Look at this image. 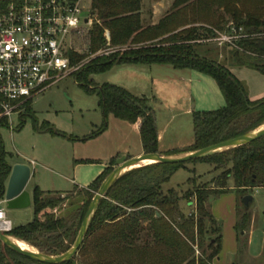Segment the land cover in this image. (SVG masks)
I'll list each match as a JSON object with an SVG mask.
<instances>
[{
    "label": "trees",
    "instance_id": "16d2710c",
    "mask_svg": "<svg viewBox=\"0 0 264 264\" xmlns=\"http://www.w3.org/2000/svg\"><path fill=\"white\" fill-rule=\"evenodd\" d=\"M143 1L91 2L90 13L95 19L89 29L90 52L123 45L129 49L98 56L82 66L76 76L75 80L81 89L97 96L98 108L103 113L98 130L89 137H96L106 130L109 115L130 124L139 120L144 154L158 153L156 114L149 103L150 99L131 95L118 85H97L91 79L92 75L104 72L114 64H169L176 69L199 71L216 82L225 105L213 111L193 112V144L168 155L216 145L260 126L264 122V98L249 100L240 81L226 65L217 62L219 48L216 43L207 45L195 41L212 37L216 30L228 31L226 26L229 24L230 28L236 30L242 28L244 36L233 42L228 54L231 64L263 75L264 0H259V5L255 7L250 6L249 0H174L173 11L169 15L155 25L146 26L143 25L140 13ZM219 8L224 10L227 20H224V14L215 15ZM208 12L212 16L207 17ZM196 15L198 19H195ZM198 22L196 26L191 25ZM186 25L189 26L176 31L180 26ZM105 30L109 31L108 44L104 37ZM69 58L70 64L78 65L82 56L70 51ZM90 84H93L92 88ZM30 110L27 105L20 119L30 114ZM1 126H7L5 119L0 120V128ZM6 155L8 153L4 150L0 137V199L4 195L11 172L10 165L5 162ZM225 155L229 157H224ZM116 159L117 157L111 158L109 165L95 180L78 190L76 195L85 200L81 206L71 208L67 215H56L51 211L72 199L73 190L62 194L56 191L45 192L35 187L31 193L33 220L12 227L7 234L44 254L56 255L69 250L90 201L104 177L113 170ZM188 162L207 163L212 164L215 169L222 168L224 171L220 180L215 183L216 188L193 187V191L184 196H180L172 188L163 192V185L174 172L185 168L187 162L167 165L152 163L134 168L120 176L105 193L82 246L73 258L63 264H77L76 256L83 253L88 245L95 254L94 258H88L89 264H212L221 250L222 226L210 213L208 200L228 191L229 181L231 190L242 196L248 195L254 188H264V137L229 151ZM151 170L160 172L150 178L146 175ZM184 184L193 185L192 177ZM180 200H194V210L189 214H182L178 209ZM236 208L234 225L238 249L239 233L249 228L250 215L242 204L241 208L239 205ZM156 212L160 216H156ZM194 247L201 250L200 257H194ZM0 264L46 263L33 261L0 242Z\"/></svg>",
    "mask_w": 264,
    "mask_h": 264
},
{
    "label": "rangeland",
    "instance_id": "374dc122",
    "mask_svg": "<svg viewBox=\"0 0 264 264\" xmlns=\"http://www.w3.org/2000/svg\"><path fill=\"white\" fill-rule=\"evenodd\" d=\"M168 1V10H171L169 6L173 0ZM258 1L249 0V4L255 7ZM91 2L92 0H84L82 3L83 17L89 15ZM146 3L145 13L149 11L148 7L151 1ZM216 10L215 15L224 14V10L221 8ZM208 13L207 17L212 16L210 12ZM223 17L224 20L228 18L225 14ZM187 18H189V15H187ZM94 19L95 17L91 15V25L82 26L79 32H76L72 37L71 47L76 54L82 56L78 67L66 72L49 89L35 96L30 114H26L23 119H20L18 115H13L11 118L13 122L12 130L8 126H1L0 128L2 145L8 153L5 156V162L11 168V164L15 165V163L25 164L30 168L31 177L27 189L32 188L33 190L38 187L45 192H68L73 190L72 199L60 204L59 207H55L51 211L61 216L69 214L71 208L82 205L85 199L76 195L80 190L79 187L89 185L101 173L104 167L103 161L110 150H116L117 148L122 150L126 144L132 150L134 148V138L129 137L128 143L124 145L118 139V129H115L114 125L111 124H107L104 133L96 137H89L98 130L102 114L98 108L97 96L87 94L77 85L75 79L82 66L98 56L104 55V49L92 53L88 47L89 29L92 27ZM195 19H198L197 15ZM199 21L202 20L199 19ZM146 23H144V26ZM198 24L199 22L196 25ZM227 26L226 29H228ZM105 32L109 33L108 30H105ZM203 40L204 38H201L195 42L207 45L213 44L203 42ZM218 48L217 62L230 66L229 71L240 81L249 100L263 99L264 74L261 75L252 69L231 64L232 60L228 55L231 45H218ZM128 49V46L123 45L122 47L111 48V52L114 54ZM99 78V76H91L93 81L97 80L98 82ZM90 85L92 88L93 84ZM261 125H264V122ZM224 157L229 156L225 155ZM31 162L35 163V166ZM191 170H194V172L192 173ZM223 171L222 168L215 169L212 164L187 162L185 168L178 169L171 175L170 180L163 185V192L168 188H172L180 196H184L192 192L193 187L216 188L215 183L220 180ZM159 172V170H151L146 176L151 178ZM190 177H192L194 184H184ZM229 184H231V181L228 182V186ZM75 185L79 187H75ZM248 195L253 197L248 207L250 226L245 232H242L244 235L241 232L239 233V244L235 255L232 253L226 254L227 258L226 256L224 258L226 262L229 261L234 264H264V188H254L250 190ZM243 197L241 193L236 191H225V193L211 197L207 204L211 206L216 203V207L219 205L224 208L232 199L241 208ZM186 201L180 200L178 203V209L184 215L194 210V207L191 208V203ZM192 201L194 203V200ZM4 211L13 227L29 223L34 217L31 206L19 210H9L4 205ZM220 225L223 229L222 222H220ZM228 235L229 233H226V241ZM204 241L206 242V239ZM88 246L83 253L76 256L75 262L77 264H89V259L95 257L94 252L90 251ZM226 249L224 252H226ZM200 254L201 250L194 247V257H200Z\"/></svg>",
    "mask_w": 264,
    "mask_h": 264
},
{
    "label": "crops",
    "instance_id": "0c3cea01",
    "mask_svg": "<svg viewBox=\"0 0 264 264\" xmlns=\"http://www.w3.org/2000/svg\"><path fill=\"white\" fill-rule=\"evenodd\" d=\"M146 2L150 3V5L148 7L149 11L145 13ZM168 2V0H144L140 12L143 25L145 22L148 25H155L163 17L169 15L173 11L172 4L174 0L169 6L171 10H168ZM196 24L191 25L196 26ZM188 26H180L176 31ZM226 67L229 70L230 66ZM97 76L100 77L98 82L94 80L97 85L103 83L118 85L131 95L145 96L150 99L149 103L156 114L158 154L161 156H167L172 151L183 150V148L193 144V112L215 110L225 105L223 95L220 93L216 82L211 77L188 68L176 69L169 64H114L108 70L92 75V77ZM256 100L258 99L254 101ZM28 106L32 110V102ZM101 114L102 122L103 113ZM139 123V120H137L130 124L112 115L108 116L107 124L114 125L115 129H118V139L125 145L128 143V138L133 137L134 148L132 150L126 144L122 150H119V148L110 150L103 161V169L109 165L111 158L122 155L130 159L144 154L139 135ZM31 164L35 166V163L31 162ZM11 165L14 166L13 164ZM75 187L79 186L75 185ZM26 190L31 197L32 188H26ZM228 191H232L231 184H229ZM60 193L65 194L68 192ZM189 203H191V208H193V201H189ZM215 205L216 203H213L208 206V209L217 223L222 222L223 229L221 250L212 264H234L233 262H226L224 257L230 253L235 255L237 251V233L234 225L237 205L232 199L224 208L223 206L217 205L216 207ZM226 233H229L227 241L225 240ZM225 249L228 253L224 252Z\"/></svg>",
    "mask_w": 264,
    "mask_h": 264
},
{
    "label": "built area",
    "instance_id": "2783aa9c",
    "mask_svg": "<svg viewBox=\"0 0 264 264\" xmlns=\"http://www.w3.org/2000/svg\"><path fill=\"white\" fill-rule=\"evenodd\" d=\"M84 0H0V120L12 130V116L24 113L34 97L49 89L66 72L78 65L70 64L72 37L82 26L91 25V13L83 17ZM91 11V7H90ZM215 31L203 42L234 45L242 28ZM104 37L108 44L109 33ZM111 53L106 48L103 54ZM6 200L0 199V232L13 227L4 211ZM264 232V229H263Z\"/></svg>",
    "mask_w": 264,
    "mask_h": 264
},
{
    "label": "water",
    "instance_id": "95a60500",
    "mask_svg": "<svg viewBox=\"0 0 264 264\" xmlns=\"http://www.w3.org/2000/svg\"><path fill=\"white\" fill-rule=\"evenodd\" d=\"M264 137V125L258 126L255 129L248 131L247 133L232 138L231 140L216 143L205 148H200L195 151L183 152L175 155L161 156L158 153L142 154L140 156L127 159L125 156L117 157L115 160V167L113 170L104 177L100 187L94 194V197L90 201L88 208L86 210V215L79 226V231L70 245V249L64 253L56 255H48L36 250L29 244L22 240H17L12 236L0 232V242L2 245L10 248L11 250L22 254L25 257L46 264H63L73 258L80 247L91 221L94 218L95 211L102 200L105 197V193L113 186V184L118 181L119 177L123 174L133 170L134 168L147 166L152 163L155 164H178L183 162H188L190 160L200 159L203 157L215 155L216 153H221L225 151L232 150L233 148L247 145L251 141L257 140ZM149 162V164H145ZM31 171L30 168L25 164H16L12 166L11 172L7 178V184L5 187L4 198L6 200L5 208L9 210H19L22 208H27L31 205L32 200L29 192L26 190L28 180L30 178ZM252 195H246L242 198V206L245 209H249V205L252 202ZM156 216H160L159 212H156ZM19 242H23L28 245L29 248L19 246Z\"/></svg>",
    "mask_w": 264,
    "mask_h": 264
},
{
    "label": "bare ground",
    "instance_id": "6f19581e",
    "mask_svg": "<svg viewBox=\"0 0 264 264\" xmlns=\"http://www.w3.org/2000/svg\"><path fill=\"white\" fill-rule=\"evenodd\" d=\"M145 164H149V162H146ZM22 246V247H25V248H29L28 245H26L25 243L23 242H19V246Z\"/></svg>",
    "mask_w": 264,
    "mask_h": 264
}]
</instances>
